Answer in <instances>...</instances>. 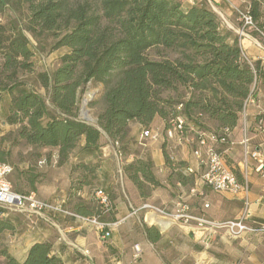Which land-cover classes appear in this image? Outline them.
<instances>
[{
	"label": "trees",
	"instance_id": "1",
	"mask_svg": "<svg viewBox=\"0 0 264 264\" xmlns=\"http://www.w3.org/2000/svg\"><path fill=\"white\" fill-rule=\"evenodd\" d=\"M7 1L0 0V11ZM184 1L11 0L28 4L27 31L52 36L54 49H70L52 74H39L46 98L18 81L20 71L33 70L29 38L23 33L0 37V91L11 96L8 121L20 126L18 138L34 149L33 159L41 158L40 150L47 148L57 150L60 166L76 159L73 171L81 172L72 197L99 178V165L93 160L103 156L105 142L123 144L133 122L150 130L155 119L161 118L167 133L182 117L184 137L199 129L227 141L237 127L255 83L264 75L261 63L255 62L252 68L239 37L223 28L212 7L199 3L185 8ZM248 5L256 26L251 33L260 37L264 0H249ZM90 82L104 87L96 125L78 115L79 95ZM118 152L129 154L126 149ZM164 154L172 167L175 158L165 149ZM9 156L0 141V164L8 163ZM139 157L135 154V160L124 167V175L147 199L161 184L151 158ZM35 169L17 172L27 191L10 177L15 192L37 194ZM98 211L94 202L79 197L72 213L93 218ZM108 212L111 217L102 220L104 224L116 220L112 200ZM1 213L0 236L15 231L12 220ZM1 258L0 264H65L54 254L52 241L33 245L24 261L0 247Z\"/></svg>",
	"mask_w": 264,
	"mask_h": 264
},
{
	"label": "crops",
	"instance_id": "2",
	"mask_svg": "<svg viewBox=\"0 0 264 264\" xmlns=\"http://www.w3.org/2000/svg\"><path fill=\"white\" fill-rule=\"evenodd\" d=\"M214 1L218 3V0ZM184 7H191L187 0ZM248 48V55L254 59L261 53L251 44ZM263 95L264 75L259 83L258 98ZM257 114V105L250 104L229 134L228 143H219L217 147L224 154L228 167L249 182L252 221L264 223V176L255 170L256 162L244 166L242 143L248 137L251 146L264 154V132L256 128ZM150 130L159 132L160 137L146 140L139 158H151L154 176L161 185L147 199L128 179L126 187L130 196L126 189L118 193L114 191L115 186L109 180L115 177L117 168L120 172L125 163L134 159L119 156L111 142L102 148L104 161L100 176L106 182L105 189L112 193L116 206V220L109 224H118L106 240L91 224L58 213L53 215L52 224L41 221L35 229L22 233L17 248L10 253L24 261L33 245L52 241L54 254L65 264H264V234H243L232 239L223 231L206 230L194 220L178 218V215L186 214L214 222L233 220L243 211L244 196L215 192L201 181L205 168L193 155L197 148L193 141L195 133H186L183 139L176 135L175 140H170L161 118L155 119ZM164 149L175 158L176 164L172 167L166 163ZM189 169H194L195 173H189ZM159 195L166 203L167 216L144 209L145 206L154 207L152 199Z\"/></svg>",
	"mask_w": 264,
	"mask_h": 264
},
{
	"label": "rangeland",
	"instance_id": "3",
	"mask_svg": "<svg viewBox=\"0 0 264 264\" xmlns=\"http://www.w3.org/2000/svg\"><path fill=\"white\" fill-rule=\"evenodd\" d=\"M210 1L213 4H211ZM248 1L249 0H218L217 3L214 0H201L200 2L207 3L210 7H212L219 15L223 23V28L233 32L240 38L238 32L241 30L242 25L241 21L239 20V16L240 12L248 11ZM30 16L31 14L27 3L24 2L12 4L11 0H8L6 8L3 11H0V37H9L12 34L23 33L29 38L30 49L33 52V56L29 62L32 64L33 70L31 72L25 70L20 71L18 74V81L24 84V87L27 90L36 92L48 98L46 90L39 82V74H52L60 66L61 58L69 53L70 49L68 47L54 49L55 39L52 36H49L47 33H37L34 35L33 33L27 31L26 29L28 27ZM248 32L249 31L246 33ZM250 44L252 45L249 40H245L244 38L242 39V47L245 54L250 59H253V57L248 55V46H250ZM2 62V50L0 49V63ZM1 71L2 70L0 69V74ZM103 92V85L94 82L87 84L84 91L79 95L78 115L81 120L92 125L97 124V115L102 109L100 100ZM90 94H92V96L88 97ZM86 99L89 100L87 101L86 106L89 118L83 115ZM10 100L11 96L8 92L0 91V141L3 144V148L7 152H10L7 162L15 168V174H13L11 177L12 183L13 181L21 183V187L27 191V183L22 181L20 178L18 179L19 174L17 172H22L28 170L32 166H35L36 173L39 175L37 195L40 199L52 203L56 200V202L58 201V203L61 204L64 209L72 212L73 206L80 197L87 202H94L96 206L99 207V211L95 218H97L100 222L110 218L111 212H106L96 198L97 190L104 189V191L109 194L111 200L114 201L112 193L108 189H105L106 182H104L100 176V169L103 165L104 155L101 158L93 160L94 164L99 165V178L92 181V183L85 186L79 194L72 197V193H77L78 177L81 172L73 171L74 164L77 162L76 159H72L69 163L60 166L58 164V154H56L57 150L48 148L40 150L43 155L41 158L33 159L32 153L35 152L34 149L30 146H27L18 138L20 126L11 125L8 121V117L10 115ZM130 128V135L124 141V143L114 146L117 148V150H127L129 153L128 156L122 157H126V159H131L133 157L135 160V154H140L142 149H144V145L146 144V140L141 139V134L144 127L139 123L133 122L130 125ZM175 139V136L170 138V140ZM107 144L108 142H105L104 146ZM77 153L78 150L75 151V154ZM41 161H44L45 163L41 165ZM127 164L129 163H125V165L122 166V172H118L117 168L115 171V177L111 178L109 181L112 182L113 186H115V192L118 193L120 190L126 189L127 195L130 196V192L126 187L128 181L124 175V167ZM132 204L134 207L136 206L134 201H132ZM152 204L155 208L168 212V209L165 207L166 203L163 202L162 195L155 196L152 199ZM147 210L151 211L152 209ZM23 216L19 213H10L7 216V218H10L14 223L15 231L5 232L2 236H0V247H5L9 253L17 246L22 233L26 232L28 229H35L41 223L40 221L37 225H31L27 221L26 217L24 216L23 218ZM89 224L94 226L92 223ZM0 262L3 263L4 259L1 258Z\"/></svg>",
	"mask_w": 264,
	"mask_h": 264
},
{
	"label": "built area",
	"instance_id": "4",
	"mask_svg": "<svg viewBox=\"0 0 264 264\" xmlns=\"http://www.w3.org/2000/svg\"><path fill=\"white\" fill-rule=\"evenodd\" d=\"M200 1L201 0H187V3L193 6L199 4ZM210 3L213 4L211 1ZM239 20L242 25L241 30L238 32L241 46L242 39L244 38L245 40H249L252 45L261 52L255 59H250L244 52L245 57L253 69L254 63L257 61L260 62L261 70L264 74V33L261 34L260 37H256L251 33V31L256 30V26L253 17L249 13V8L247 12H240ZM247 31L249 32L246 33ZM261 78L255 83L254 93L247 100L242 114L246 112L247 107L250 104L257 105L258 114L256 116V128L257 130L264 132V95L262 98H258ZM184 126L185 120L182 117L178 118L173 129L167 131V137L173 138L177 135L179 139H183ZM159 137L160 133L152 130L145 129L141 134L142 140H157ZM193 141L197 144V148L193 151V155L199 164L205 168L200 176L201 181L212 188L215 192L229 193L233 196L243 195L244 208L238 218L223 222H214L205 217H193L186 214H180L178 215V218L194 220L200 228L206 230L223 231L232 239L240 238L243 234H251L255 236L264 234V223H256L252 221L253 211L249 198V182L238 178L235 171L228 167L224 154L220 152L217 147L219 143H228L227 139L223 138L220 140L215 133L200 131L198 129L195 130V139ZM242 143L244 145V166L247 167L252 161H254L257 163L255 170L264 176V154H262L259 149L251 146L248 137H246ZM118 155L122 156L120 152H118ZM44 163V161L40 162L41 165ZM14 171L15 168L11 164H0V211L2 212L1 215L3 217H7L10 213H19L24 215L31 225H37L40 221L52 224L53 215L61 213L67 217L71 216L92 223L100 231L101 237L104 240L110 235L112 228L118 226V224H104L95 217L84 218L75 215L64 209L58 202L52 203L40 199L34 192L27 195L15 192L10 182V177L13 175ZM189 173H195V170L189 169ZM96 198L104 210L108 212L111 207L109 194L103 189H99L96 192ZM144 209H152V211L161 216L168 215L167 212L155 207L145 206Z\"/></svg>",
	"mask_w": 264,
	"mask_h": 264
},
{
	"label": "bare ground",
	"instance_id": "5",
	"mask_svg": "<svg viewBox=\"0 0 264 264\" xmlns=\"http://www.w3.org/2000/svg\"><path fill=\"white\" fill-rule=\"evenodd\" d=\"M88 96V95H87ZM92 96V94H90L88 97H91ZM87 101H89L88 99H86V101H85V107H84V110H83V115L85 116V117H87V118H89L88 117V110H87V108H86V106H87ZM153 219V218H152ZM154 220V219H153ZM156 220V219H155ZM160 221V220H159ZM161 223H162V221H160ZM159 222V223H160ZM172 223V222H171ZM167 225H168V223H167Z\"/></svg>",
	"mask_w": 264,
	"mask_h": 264
}]
</instances>
